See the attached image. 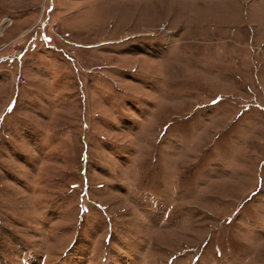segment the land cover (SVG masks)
<instances>
[{
    "label": "rangeland",
    "instance_id": "rangeland-1",
    "mask_svg": "<svg viewBox=\"0 0 264 264\" xmlns=\"http://www.w3.org/2000/svg\"><path fill=\"white\" fill-rule=\"evenodd\" d=\"M0 264H264V0H0Z\"/></svg>",
    "mask_w": 264,
    "mask_h": 264
}]
</instances>
